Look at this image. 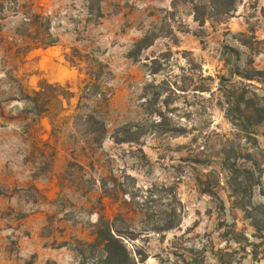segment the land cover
Masks as SVG:
<instances>
[{
	"label": "rangeland",
	"instance_id": "374dc122",
	"mask_svg": "<svg viewBox=\"0 0 264 264\" xmlns=\"http://www.w3.org/2000/svg\"><path fill=\"white\" fill-rule=\"evenodd\" d=\"M12 1L0 13V264H76L80 242L92 240L103 206L109 217L137 208L133 224L141 230L146 215L168 204L181 225L166 233L143 231L133 245L146 246L149 258L139 264H188L183 257L192 263L190 251L202 245L204 264H264V257L252 256L257 233L232 206L228 172L214 157L223 144L241 151L247 160L240 163L256 165L253 201L264 203V125L245 138L217 105L218 76L240 80L232 73L237 63L264 69V42L248 47L240 35L264 41V0H238L230 18L208 19L204 26L189 0ZM48 24L56 42L46 46ZM228 47L239 51L240 61ZM96 61L113 74L108 104L91 99L82 110L102 112L106 134L98 144L75 122ZM159 64L161 71L152 73ZM199 66L214 78L204 82L210 92L193 90ZM159 110L168 128L184 127L185 136L154 125ZM127 124L147 130L140 144L114 141ZM199 149L205 151L200 158L212 161L191 162ZM103 179L110 190L136 192V203L121 192L119 199L106 196ZM153 184L172 187L170 195L149 192ZM211 189L224 209L207 193ZM234 230L245 239H232Z\"/></svg>",
	"mask_w": 264,
	"mask_h": 264
},
{
	"label": "trees",
	"instance_id": "16d2710c",
	"mask_svg": "<svg viewBox=\"0 0 264 264\" xmlns=\"http://www.w3.org/2000/svg\"><path fill=\"white\" fill-rule=\"evenodd\" d=\"M9 1L14 3L12 0H0V13L6 10V3H9ZM172 1L175 2L176 0ZM189 1L193 5L194 19L200 26H204L208 19L221 22L222 19L230 18L232 13L236 10L238 2V0H208L207 3L197 2L196 0ZM33 15L36 20L42 18V15L39 13ZM35 19L29 18L32 23ZM45 30H47L49 42L44 40V45H53L56 41L49 33V24L46 26ZM37 31L39 32L36 26L35 32L37 33ZM240 35L244 37L242 44L245 46H248L253 40L257 41L258 44L264 42L262 40H257L254 34L248 36L246 33H240ZM144 44L145 39H142L136 43V47L141 50ZM228 51L231 55H236L237 61H240L238 50L228 47ZM162 59H165V56H163ZM187 60L189 65L194 64L192 58H188ZM226 63L231 64L229 59H226ZM161 67L162 64H159L152 73H158L161 71ZM199 69L200 70L195 74H197L200 84H196L193 90L201 93L210 92L209 86H206L204 82L213 81L214 78L212 76H204L200 66ZM232 73L233 76H236L240 80L229 79L224 75L218 76V91L220 97L217 99V105L224 111L226 118L233 124L238 132L243 133L245 138L253 137L254 127L257 125H264V69H257L251 66V63L244 65L237 63ZM112 79L113 74L109 66L101 61H96L89 72L88 81L81 90L79 97L75 116L76 125H79L83 135L95 144L101 143L105 138V119L99 109H95L91 112H83L82 110L89 107V100L91 99L96 100L97 103L101 105L108 104L111 93L106 88V85ZM177 90L186 91L185 88H177L176 91ZM37 94H39V92ZM164 103L167 104V102ZM153 116V124L162 127L165 132H171L177 136H185L186 129L184 127L168 128L166 118L160 110L155 111ZM146 133L147 130L144 127L139 128L133 124H127L116 130L113 139L118 144H140L141 137ZM226 141L228 142L229 140ZM196 153L197 155H195V158H188L191 162L198 165H206L212 161L210 157L206 159L200 158L201 155H204V150L199 149ZM216 155L217 156L214 157L221 161L224 170L228 172L227 185L230 188L232 206L234 208H239L244 213L246 219L250 221L257 233L255 237L260 241L259 244H254L252 256H254L255 259L260 256L264 257V203H254L253 201L254 188L259 183V178L256 177V165L251 169L240 163V159L246 158L242 156L241 151H236L233 147L229 148L228 144H223ZM247 155L251 157L250 153ZM111 180L113 183L117 182L114 176ZM108 182L109 180L107 179L102 180V189L106 196L112 199H119L121 192L128 195L130 201L132 200L136 203L135 198L138 196L136 192H128V190L117 187L110 190L107 186ZM219 184L220 181L218 180L217 185ZM170 188L172 189V187L163 184L159 189L157 184H153L152 188L148 191L165 192L166 195H170ZM207 193L221 208H225L224 200L216 189L207 190ZM176 197L175 194V198ZM125 203L129 204V201L125 200ZM179 203L181 204L180 201ZM165 208L166 209L160 210L157 214L146 215L148 220H146L145 228L138 230L133 224L134 215L138 212L137 208L131 209L128 213L120 211L113 217H109L104 212L105 208L103 206L99 212L98 223L95 225V230L92 233V240L80 242L81 247L79 253L81 255V260L76 264H139L144 262L149 258L146 246L133 245L137 240L143 239L141 238L142 232L145 231L146 234L166 233L181 225V218L176 219V213L172 211L174 209H171L172 205L168 204ZM234 235L232 239L238 243L241 239H245L244 234L242 235V233H238L236 230H234ZM146 242L148 243L149 241L147 240ZM129 244L134 246V248H130ZM200 247L201 248H196V246H193L197 254L194 253V251H190V254L196 255L194 262L191 263L183 257L184 263L204 264L206 262L204 254L207 253V246L202 245ZM46 264L58 263L55 261H48Z\"/></svg>",
	"mask_w": 264,
	"mask_h": 264
}]
</instances>
